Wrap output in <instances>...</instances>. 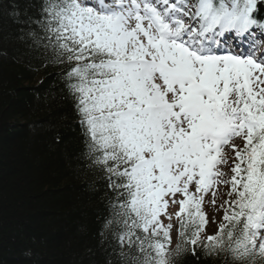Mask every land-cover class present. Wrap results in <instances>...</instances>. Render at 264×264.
Returning a JSON list of instances; mask_svg holds the SVG:
<instances>
[{
  "label": "snow or ice",
  "instance_id": "6c2138e0",
  "mask_svg": "<svg viewBox=\"0 0 264 264\" xmlns=\"http://www.w3.org/2000/svg\"><path fill=\"white\" fill-rule=\"evenodd\" d=\"M32 7L19 39L61 68L105 189L106 264H182L197 249L264 264V0ZM0 14L20 17L15 3Z\"/></svg>",
  "mask_w": 264,
  "mask_h": 264
},
{
  "label": "trees",
  "instance_id": "16d2710c",
  "mask_svg": "<svg viewBox=\"0 0 264 264\" xmlns=\"http://www.w3.org/2000/svg\"><path fill=\"white\" fill-rule=\"evenodd\" d=\"M37 2L0 0L20 12L0 14V264H106L105 189L82 159L84 137L61 94V68L19 39L28 27L20 21ZM180 259L221 264L200 249Z\"/></svg>",
  "mask_w": 264,
  "mask_h": 264
},
{
  "label": "rangeland",
  "instance_id": "374dc122",
  "mask_svg": "<svg viewBox=\"0 0 264 264\" xmlns=\"http://www.w3.org/2000/svg\"><path fill=\"white\" fill-rule=\"evenodd\" d=\"M225 170L227 171V169H225ZM210 198H211V197L209 196L208 199H210ZM218 203H219V202H218ZM205 211L209 214L210 220H211V218H213V216H214L217 220H219V219L222 217V215H223L222 211H221V212H216V211L213 209V207H212L211 205H209V204H206V206H205ZM214 230H215V225H213V224L210 223V224L207 226V229H206L207 233H208V234H213Z\"/></svg>",
  "mask_w": 264,
  "mask_h": 264
}]
</instances>
